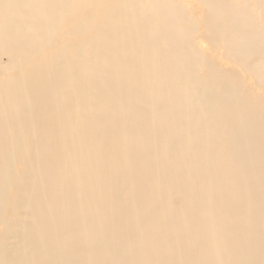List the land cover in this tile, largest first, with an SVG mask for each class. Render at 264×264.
I'll return each instance as SVG.
<instances>
[{
	"label": "bare ground",
	"instance_id": "1",
	"mask_svg": "<svg viewBox=\"0 0 264 264\" xmlns=\"http://www.w3.org/2000/svg\"><path fill=\"white\" fill-rule=\"evenodd\" d=\"M0 264H264V0H0Z\"/></svg>",
	"mask_w": 264,
	"mask_h": 264
},
{
	"label": "rangeland",
	"instance_id": "2",
	"mask_svg": "<svg viewBox=\"0 0 264 264\" xmlns=\"http://www.w3.org/2000/svg\"><path fill=\"white\" fill-rule=\"evenodd\" d=\"M192 1H195V0H192ZM207 47H209V44H207V43H205V44L202 45V48H203L204 50H207V49H208ZM2 60H3V61L6 60V59H5V56L2 57ZM223 61H224V60H223Z\"/></svg>",
	"mask_w": 264,
	"mask_h": 264
}]
</instances>
